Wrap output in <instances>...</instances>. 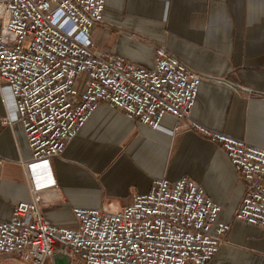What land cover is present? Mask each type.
<instances>
[{"label":"built area","instance_id":"built-area-1","mask_svg":"<svg viewBox=\"0 0 264 264\" xmlns=\"http://www.w3.org/2000/svg\"><path fill=\"white\" fill-rule=\"evenodd\" d=\"M105 2L0 0V81L11 87L32 167L49 175L50 160L102 103L153 128L171 114L225 149L246 184L235 218L264 230V148L192 119L202 76L165 47L155 49L152 68L97 48L92 31ZM4 164L0 156V170ZM220 211L187 176L154 179L117 212L76 208L75 228L53 225L37 197L0 221V255L25 264H53L57 250L84 264H209L231 229Z\"/></svg>","mask_w":264,"mask_h":264},{"label":"crops","instance_id":"crops-1","mask_svg":"<svg viewBox=\"0 0 264 264\" xmlns=\"http://www.w3.org/2000/svg\"><path fill=\"white\" fill-rule=\"evenodd\" d=\"M92 38L105 53L144 68L165 47L202 76L192 119L264 148V0H106ZM181 124L167 114L153 128L102 103L42 174L32 167L11 87L0 81V221L20 201L40 197L53 225L75 228L76 208L117 212L154 179L187 176L221 207L219 220L231 224L209 264H264V230L235 218L244 179L222 146ZM0 264L25 262L0 255Z\"/></svg>","mask_w":264,"mask_h":264},{"label":"water","instance_id":"water-1","mask_svg":"<svg viewBox=\"0 0 264 264\" xmlns=\"http://www.w3.org/2000/svg\"><path fill=\"white\" fill-rule=\"evenodd\" d=\"M53 264H73V260L69 253L57 250L53 254Z\"/></svg>","mask_w":264,"mask_h":264},{"label":"rangeland","instance_id":"rangeland-1","mask_svg":"<svg viewBox=\"0 0 264 264\" xmlns=\"http://www.w3.org/2000/svg\"><path fill=\"white\" fill-rule=\"evenodd\" d=\"M82 82H83V79H82ZM76 263H77V264H84L83 262L78 263L77 261H76Z\"/></svg>","mask_w":264,"mask_h":264}]
</instances>
